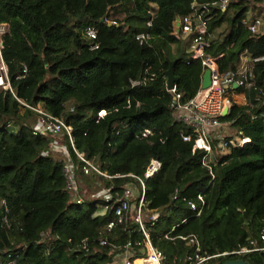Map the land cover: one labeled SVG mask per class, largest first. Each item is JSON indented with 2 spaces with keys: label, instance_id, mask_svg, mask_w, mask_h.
<instances>
[{
  "label": "trees",
  "instance_id": "16d2710c",
  "mask_svg": "<svg viewBox=\"0 0 264 264\" xmlns=\"http://www.w3.org/2000/svg\"><path fill=\"white\" fill-rule=\"evenodd\" d=\"M192 1L205 5V53L218 72L235 71L243 52L264 57V31L252 34L244 25L248 12L264 11V0H228L223 10L216 0H0V23L8 27L1 58L12 90H0V264H113L126 243L141 255L137 198L128 200L121 221L114 199L135 181L118 175L142 177L151 159L160 166L144 182L140 218L166 264L187 263L194 246L179 236L188 235L197 238L199 256H211L202 264H264V58L250 61V86L227 95L228 112L218 119L246 141L225 135L234 144L214 155L211 177L201 153L182 139L190 128L176 121L163 74L182 41L173 22ZM86 27L94 40L83 35ZM140 32L147 42L135 39ZM183 50L174 87L188 98L200 90L203 69ZM16 98L40 103L70 127L71 145L65 135L55 140L68 154L80 203L66 189L64 153L50 148L51 137L32 133L37 114ZM75 152L102 174L83 173ZM242 248L249 251L212 257Z\"/></svg>",
  "mask_w": 264,
  "mask_h": 264
},
{
  "label": "built area",
  "instance_id": "2783aa9c",
  "mask_svg": "<svg viewBox=\"0 0 264 264\" xmlns=\"http://www.w3.org/2000/svg\"><path fill=\"white\" fill-rule=\"evenodd\" d=\"M228 0H216L215 5L223 10ZM205 5H197L195 1L191 3V10L189 13L179 16L173 22L174 33L177 34L182 40L187 42L186 53L193 59H198L202 66V69L209 70L210 83L206 89L199 90L191 97L185 98L181 93L175 90L173 86L168 90L172 94L173 107L175 111V119L178 122L186 124L190 128V133L183 135L182 139L192 142V150H198L201 153V164L207 168L209 174L212 177L211 165L214 159V155H222L228 151L229 145L234 144V141L227 140L222 134L223 125L219 121L218 117L221 116L222 111L226 109V113L229 109L228 93L232 89L234 84L236 87H248L251 84L253 78L252 71L249 66L241 65L233 72L220 73L217 71L215 59L209 57L205 53V48L208 47V38L211 36H205L208 17L205 16ZM260 13L254 11L248 12L244 25L246 29L252 34H261L264 31V18ZM146 25H150L147 22ZM8 27L5 23H0V90L12 91L7 80L6 66L1 58L2 48V36L7 32ZM89 40L95 39V31L89 27L82 30ZM135 39L139 43H145L149 39L148 33L140 32L136 34ZM96 44L91 46V49H95ZM264 57H255L251 61L261 60ZM24 71V69H23ZM137 82H132L135 84ZM16 100L25 105L20 99ZM30 110L37 114V119L32 128V133L36 135H47L51 137L49 146L52 150L60 151L64 153L65 162L63 165V171L66 180V189L68 191L70 200L75 203H80L81 198L78 196V184L75 181L72 173V165L68 161V154L58 138L59 135H65L70 143V127L66 125L63 120L58 117L52 116L37 103L35 106H28ZM149 134L148 130L143 132V136ZM236 142L242 145L246 139L236 138ZM235 143V144H237ZM214 144V145H213ZM76 156L83 162L82 171L88 173L93 171L97 174H102L93 164L85 160L77 152ZM160 163L155 160H149L142 177L133 176L131 174L118 175L127 176L133 178L135 181H128L124 184L121 196L114 199L115 203H118L114 208V215L117 217V221H121L123 218L122 210L126 209L128 200L137 198L136 214L134 221L139 225V229L144 235L145 244L141 250V255L135 256L131 251V244L126 243L122 246L116 264H166L164 262V255L162 252L154 248L144 231L141 218L140 207L144 197V182L149 179L159 168ZM109 178V176L104 175ZM197 199L202 203L200 195H197ZM109 200V199H108ZM188 206L192 210H196L195 202H188ZM107 209L104 205L97 214L103 213ZM200 208L197 209V214ZM156 214L149 217L150 220L154 219ZM112 222H109L106 227H112ZM181 239H187L188 243L194 246L193 255L187 258L186 264H202L206 259L211 256H199V243L194 235L179 236ZM260 239L264 241V234L260 235ZM100 244H104V240H100ZM136 244V243H134ZM264 249V247H262ZM249 250L242 248L237 251L221 252L214 256L235 255ZM114 262V263H115ZM113 263V264H114ZM4 264H16L15 259L6 261Z\"/></svg>",
  "mask_w": 264,
  "mask_h": 264
},
{
  "label": "water",
  "instance_id": "95a60500",
  "mask_svg": "<svg viewBox=\"0 0 264 264\" xmlns=\"http://www.w3.org/2000/svg\"><path fill=\"white\" fill-rule=\"evenodd\" d=\"M185 58L186 56L183 50V41H180L178 56L173 60H168L167 58L165 59L167 63V69L163 72V74L165 75V78H166L165 80L166 90H170L174 86V82L176 80V77L173 74L174 64L177 61L184 60ZM209 83H210L209 70L204 69L201 74L200 89L201 90L206 89L209 86ZM232 86L233 88H236L234 84ZM225 114H226V109L222 111L221 115H225ZM221 264H251V263H248L247 261L242 260V259H231V260H225Z\"/></svg>",
  "mask_w": 264,
  "mask_h": 264
},
{
  "label": "crops",
  "instance_id": "0c3cea01",
  "mask_svg": "<svg viewBox=\"0 0 264 264\" xmlns=\"http://www.w3.org/2000/svg\"><path fill=\"white\" fill-rule=\"evenodd\" d=\"M183 41V49H185V51H186V49H187V42L186 41H184V40H182ZM171 49H172V51H174V46H171ZM250 61H251V58H250V56H249V54H247L246 52H243L241 55H240V57H239V62L237 63V65H236V69L239 67V66H241V65H249V63H250ZM233 99H234V101L237 103V104H242L243 102H244V98H243V96L241 95V94H235V95H233Z\"/></svg>",
  "mask_w": 264,
  "mask_h": 264
},
{
  "label": "rangeland",
  "instance_id": "374dc122",
  "mask_svg": "<svg viewBox=\"0 0 264 264\" xmlns=\"http://www.w3.org/2000/svg\"><path fill=\"white\" fill-rule=\"evenodd\" d=\"M255 13H260L261 14V17L264 18V11L262 10H259V11H254ZM259 14V15H260ZM222 134L225 136H229L231 137L233 140H235L237 137H236V131H235V128L233 126H229V125H225L223 126L222 128Z\"/></svg>",
  "mask_w": 264,
  "mask_h": 264
}]
</instances>
